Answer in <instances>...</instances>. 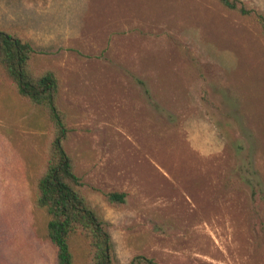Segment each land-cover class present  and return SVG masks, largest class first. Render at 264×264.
Listing matches in <instances>:
<instances>
[{
  "label": "rangeland",
  "instance_id": "rangeland-1",
  "mask_svg": "<svg viewBox=\"0 0 264 264\" xmlns=\"http://www.w3.org/2000/svg\"><path fill=\"white\" fill-rule=\"evenodd\" d=\"M264 13V0H243ZM55 71L66 147L115 257L264 264V39L218 0H0ZM46 111L0 71V264H56L36 201ZM125 191L124 203L105 192ZM75 264L87 245L74 236Z\"/></svg>",
  "mask_w": 264,
  "mask_h": 264
},
{
  "label": "trees",
  "instance_id": "trees-1",
  "mask_svg": "<svg viewBox=\"0 0 264 264\" xmlns=\"http://www.w3.org/2000/svg\"><path fill=\"white\" fill-rule=\"evenodd\" d=\"M227 10L254 21L264 39V13L243 0H218ZM36 55L33 44L23 35L0 28V71L15 83L19 94L43 108L53 127L45 169L36 184V201L48 214L47 238L56 250V264H75L71 246L74 236H81L87 245L86 264H119L109 222L92 206L78 173L76 162L66 147L70 127L58 99L61 80L53 70L34 72ZM110 203H124L125 191L104 193ZM128 264H157L143 254L135 255Z\"/></svg>",
  "mask_w": 264,
  "mask_h": 264
}]
</instances>
